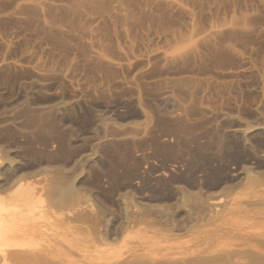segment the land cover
<instances>
[{"label":"rangeland","instance_id":"1","mask_svg":"<svg viewBox=\"0 0 264 264\" xmlns=\"http://www.w3.org/2000/svg\"><path fill=\"white\" fill-rule=\"evenodd\" d=\"M0 212V264H264V0H0Z\"/></svg>","mask_w":264,"mask_h":264},{"label":"bare ground","instance_id":"2","mask_svg":"<svg viewBox=\"0 0 264 264\" xmlns=\"http://www.w3.org/2000/svg\"><path fill=\"white\" fill-rule=\"evenodd\" d=\"M21 222L22 221L19 222L18 220L15 221L12 218L8 219V217L7 218L0 217V242H4V241L14 239L15 237H17L20 228L23 226ZM7 245H8L7 247H3L0 249V254L4 258H6V255L8 253L12 255V251L18 248L15 245V243H7Z\"/></svg>","mask_w":264,"mask_h":264}]
</instances>
